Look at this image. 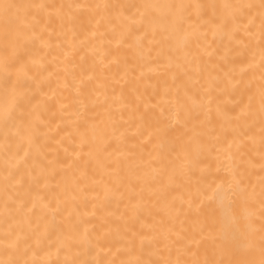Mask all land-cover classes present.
Returning <instances> with one entry per match:
<instances>
[{"label":"bare ground","instance_id":"obj_1","mask_svg":"<svg viewBox=\"0 0 264 264\" xmlns=\"http://www.w3.org/2000/svg\"><path fill=\"white\" fill-rule=\"evenodd\" d=\"M0 264H264V0H0Z\"/></svg>","mask_w":264,"mask_h":264}]
</instances>
